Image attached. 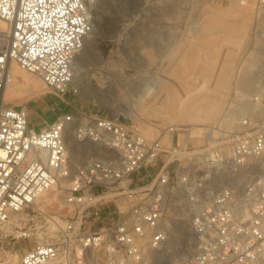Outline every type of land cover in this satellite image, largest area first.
<instances>
[{"label":"built area","instance_id":"built-area-1","mask_svg":"<svg viewBox=\"0 0 264 264\" xmlns=\"http://www.w3.org/2000/svg\"><path fill=\"white\" fill-rule=\"evenodd\" d=\"M254 13L260 46L249 54L264 63V0ZM93 30L88 0H0V231L21 239L51 229L19 264H159L179 209L190 214L197 244L185 264H264L261 85L243 96L255 109L234 129L219 125L199 149L81 109L37 130L25 104L5 101L14 65L78 96L72 61ZM251 78L239 68L235 82ZM52 191L60 210H49ZM30 218L34 227L24 229Z\"/></svg>","mask_w":264,"mask_h":264},{"label":"rangeland","instance_id":"rangeland-1","mask_svg":"<svg viewBox=\"0 0 264 264\" xmlns=\"http://www.w3.org/2000/svg\"><path fill=\"white\" fill-rule=\"evenodd\" d=\"M255 1L88 0L94 30L77 53L73 68L80 94L59 95L26 71L41 93L19 96L10 87L6 101L25 104L37 130L53 122L57 113L81 109L129 119L147 137H159L167 145L175 131L177 143L189 141L199 149L215 141L213 135L217 137L219 125L225 124L231 105L245 106L238 120L255 109L243 96L254 93L258 85L264 88V63L249 54L260 46L254 37ZM257 66H263L262 70ZM239 68L244 75L251 74L249 82H235ZM36 97L57 103V110L41 108L33 100ZM168 104L174 109L169 111ZM236 121L225 125L234 129ZM69 151L78 157L73 136ZM48 202L50 211L61 209L55 191L49 192ZM29 227H34L31 218L24 229ZM50 231H34L21 239L0 231V264H19L22 252ZM168 236L159 264H185L197 246L189 213L178 210L168 223Z\"/></svg>","mask_w":264,"mask_h":264},{"label":"bare ground","instance_id":"bare-ground-1","mask_svg":"<svg viewBox=\"0 0 264 264\" xmlns=\"http://www.w3.org/2000/svg\"><path fill=\"white\" fill-rule=\"evenodd\" d=\"M91 18V16H90ZM85 43H86V40L84 42V46H85ZM77 56V54H76ZM76 56L74 57L73 61H72V65H73V68H74V65L76 64L77 62V58ZM256 65V64H254ZM16 67V66H15ZM17 68V67H16ZM263 68V66H257V69H259V71H261ZM12 74H13V82H12V89H13V92L16 93V94H19L20 95H27L29 97H34V96H38L41 92L39 90V88H37V84L36 82H34V80H31L28 76V74L26 73L25 70H23L22 68H18V69H15L14 67L12 68ZM34 77V76H33ZM15 79V80H14ZM36 80V79H35ZM248 82L251 80V79H247ZM38 81V80H37ZM40 82V81H38ZM246 82V81H245ZM247 83V82H246ZM39 85V84H38ZM40 86V85H39ZM80 87V85H78ZM11 89V90H12ZM81 89V88H80ZM9 90V89H8ZM8 92L9 91H6L5 95H4V99L5 101L8 99ZM12 92V91H11ZM10 92V93H11ZM9 93V94H10ZM13 93V94H14ZM158 93V92H157ZM12 94V95H13ZM160 94V93H159ZM163 94V93H162ZM158 96V95H156ZM162 98V97H161ZM168 100V99H167ZM163 99L162 100H159V102H161V105L163 103ZM171 105V104H170ZM163 108V107H162ZM168 108H169V111L170 108H173V107H170L169 104H168ZM158 109V108H157ZM166 109V108H165ZM164 109V110H165ZM174 109V108H173ZM245 110V106L244 105H237L234 109H231L229 111H226V118L224 120L225 124L228 125V124H231L233 123L234 121L237 120L238 118V115L243 112ZM136 111V110H135ZM168 111V112H169ZM213 111V109H212ZM168 114V113H167ZM166 115V114H165ZM166 118V117H165ZM164 120V119H163ZM159 124V123H158ZM163 124V123H162ZM168 124V123H167ZM230 128V127H229ZM173 129V128H171ZM216 132V131H215ZM213 131V133H215ZM195 136L194 134L191 135V137ZM201 136V135H200ZM170 138V137H169ZM171 139V138H170ZM40 233V232H39ZM42 238V237H41ZM45 264H52L50 262H47ZM180 264V263H179Z\"/></svg>","mask_w":264,"mask_h":264},{"label":"crops","instance_id":"crops-1","mask_svg":"<svg viewBox=\"0 0 264 264\" xmlns=\"http://www.w3.org/2000/svg\"><path fill=\"white\" fill-rule=\"evenodd\" d=\"M33 100H38V104H39V106L42 108L43 106H49L48 108H52V109H54V110H57V103L56 104H51V101L50 100H47V99H44V97H40V98H34ZM31 116V115H30ZM171 140H172V142L175 144V143H177L176 142V140H175V138H174V136H172V138H171ZM170 140V141H171ZM180 143V142H179ZM178 143V144H179ZM24 252V251H23ZM22 252V253H23Z\"/></svg>","mask_w":264,"mask_h":264},{"label":"trees","instance_id":"trees-1","mask_svg":"<svg viewBox=\"0 0 264 264\" xmlns=\"http://www.w3.org/2000/svg\"><path fill=\"white\" fill-rule=\"evenodd\" d=\"M107 21V17L105 16V18H104V22H106Z\"/></svg>","mask_w":264,"mask_h":264}]
</instances>
